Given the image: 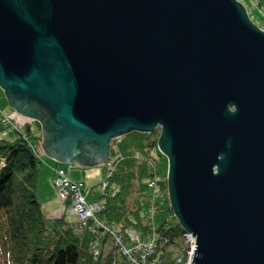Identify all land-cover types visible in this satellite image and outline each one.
<instances>
[{
    "label": "water",
    "instance_id": "95a60500",
    "mask_svg": "<svg viewBox=\"0 0 264 264\" xmlns=\"http://www.w3.org/2000/svg\"><path fill=\"white\" fill-rule=\"evenodd\" d=\"M0 89L59 163L160 129L191 264H264V31L237 0H0Z\"/></svg>",
    "mask_w": 264,
    "mask_h": 264
},
{
    "label": "trees",
    "instance_id": "16d2710c",
    "mask_svg": "<svg viewBox=\"0 0 264 264\" xmlns=\"http://www.w3.org/2000/svg\"><path fill=\"white\" fill-rule=\"evenodd\" d=\"M252 1L264 20V0ZM17 134L13 139L0 136V264L116 263L121 258L119 254L114 261L115 246L103 255L110 237L106 228L111 226L123 237L126 232L148 235L151 230L157 231L160 264H173L179 257V264L186 261L184 230L179 222L165 220L158 227H150L147 222L150 199L156 192L148 186L150 180H155L157 191L164 192L169 202L166 171L158 172L153 165L156 156L162 157L158 129L151 133L130 131L110 142L112 168L107 172L103 165L102 176L107 175V186L94 199L101 206L95 217L98 224L92 219L84 225L79 220L68 222L63 216L54 219L50 227L41 209L37 185L41 136L32 141L30 135L19 130ZM96 240L98 255L92 249ZM174 245H181L179 255L170 249Z\"/></svg>",
    "mask_w": 264,
    "mask_h": 264
},
{
    "label": "built area",
    "instance_id": "2783aa9c",
    "mask_svg": "<svg viewBox=\"0 0 264 264\" xmlns=\"http://www.w3.org/2000/svg\"><path fill=\"white\" fill-rule=\"evenodd\" d=\"M0 122L8 128L1 132V135L5 136L7 130H13V127L10 119L5 116H0ZM106 171L110 172L112 168V163L109 159L105 163ZM154 168V167H153ZM107 175L105 174L104 178L101 180V189H104L107 186ZM52 185L55 189L58 198L62 202L68 203V211L71 214H75L78 217V220L84 225L85 221L92 219L98 224V220L95 218L98 212L101 210V206L95 201H87L85 198V183L83 181H73L67 174L65 169L60 166H55L54 173L52 177ZM148 186L155 189V193L150 199V207L148 208L147 213V222L150 227L155 226L154 224V214L157 212V207L155 200L161 198L165 201V194L161 190L157 191L156 182L154 179L150 180ZM109 233L110 238L113 240L115 247H118V252L120 253V260L116 261L113 264H160L161 260L157 258L156 245L159 237L157 231L151 230L150 234L139 236L135 232H127L123 237L114 227L106 228ZM126 238V239H125ZM185 240V257L186 262L182 264H191L193 253L195 250V237L192 239V234L184 232ZM96 240L92 245L94 255H98L99 251ZM100 242V241H99ZM107 247L108 244H104V247ZM104 252V249H103ZM181 258H176L173 264H179Z\"/></svg>",
    "mask_w": 264,
    "mask_h": 264
},
{
    "label": "rangeland",
    "instance_id": "374dc122",
    "mask_svg": "<svg viewBox=\"0 0 264 264\" xmlns=\"http://www.w3.org/2000/svg\"><path fill=\"white\" fill-rule=\"evenodd\" d=\"M237 1H239L245 7L247 14L250 17V20H252L254 24H258L259 26L264 28V20L260 18V14H259L258 9L256 7H254L255 2H253L252 0H237ZM12 111H13V109L8 105L7 100L3 94V91H2V89H0V116L7 117V115ZM7 118H9V117H7ZM13 120L10 119V122H11L12 126L14 127ZM28 127L30 129V132L27 131ZM6 129H8V128H5V126L0 122V136H2L1 132L3 130H6ZM19 129H20L19 132L21 134L30 135L32 141H36L37 140L36 138L41 134V130H40L41 128L38 125V123L35 121L29 122L27 127L21 125ZM156 129H158V131H160L159 127H157ZM17 135H18L17 132L7 131V134L4 137L6 139H13ZM55 162L56 161H54L50 157L46 156L44 154L43 150H42V152H40V164L39 165L41 167V170L39 171V174H38L37 185H38V195L40 197L41 205H43V206H44V204L47 205L45 208L46 212L49 211L55 205V204H52L54 202L55 198L58 200V202H60L58 197L55 196L54 191H52L53 189H52L51 183H50V176H52L51 171H52V168H53ZM69 165L70 164H68V163H59L58 166H60L63 169L68 170ZM103 165H105V164H103ZM153 165L156 168V170H158V172L159 171H167L168 161H167L166 156L162 155L161 158L156 156V161L154 162ZM103 174H104V171H103L102 164H96V165H90V166H79L76 164L74 166V169H71L69 171V176L74 180L80 179L82 177V175L85 176V178L87 180L86 184L88 186V189L85 190V198L87 199V201L91 200L94 196H96L98 193L101 192L99 181L102 179ZM93 191H95V193H93ZM154 202H155L156 207H157V212L153 216L155 227H158L165 220H171L172 222L177 221L172 210L169 209V207H170L169 202L163 201L161 198H157ZM65 219L68 222H75L76 221L75 219H77V216L74 214H70L69 212H66L65 213ZM46 225H47V227H50L51 222L47 221ZM126 234H127V232H126ZM138 235L143 236L140 234H138ZM108 240H109L108 246L104 247L103 255L105 256L109 250L114 249L113 250L114 256H115L114 260H116L119 258V254H120L118 252V247L113 248V246H115L113 240L110 237ZM180 247H181V245H174V246L170 247V249H173L174 255H179L181 252Z\"/></svg>",
    "mask_w": 264,
    "mask_h": 264
},
{
    "label": "crops",
    "instance_id": "0c3cea01",
    "mask_svg": "<svg viewBox=\"0 0 264 264\" xmlns=\"http://www.w3.org/2000/svg\"><path fill=\"white\" fill-rule=\"evenodd\" d=\"M7 117H9L11 120H13V123H14V127L15 128H13V130H10V132H17V130H20L19 128H20V126L22 125V126H26V125H28V123L29 122H32V121H34V120H32V119H30V118H28V117H26V116H23V115H20L18 112H16V111H12V112H10L8 115H7ZM35 122H37V121H35ZM38 123V122H37ZM38 125L40 126V124L38 123ZM27 127V126H26ZM41 128V127H40ZM28 129H29V127H28ZM27 129V130H28ZM41 130V129H40ZM40 136H41V134H40ZM40 148H41V142H40ZM41 150V152H42V148L40 149ZM39 155H40V153H39ZM53 160V159H52ZM55 161V160H54ZM74 163V164H73ZM73 163H68V164H70L69 165V168H68V170L67 169H65V171H66V174H67V176L71 179V180H73V181H83L84 183H85V189L87 190L88 189V186H87V180H86V178H85V176L84 175H82V177L80 178V179H72L70 176H69V171L71 170V169H74V166L77 164V163H75V162H73ZM59 164L58 163H56L55 162V164H54V166H53V168H52V171H51V174H52V176H50V183H51V187H52V191H54V193H55V196L56 197H58L57 196V193H56V191H55V189L53 188V185H52V177H53V173H54V168H55V166H58ZM102 167H103V164H102ZM70 169V170H69ZM41 170V167L39 168V171ZM51 191V192H52ZM93 193H95V191H93ZM95 197L96 196H94L91 200H89V201H94V199H95ZM59 199V198H58ZM39 200H40V197H39ZM59 201L60 202H58V200L55 198L54 199V202L52 203V204H55L49 211H47L46 212V206L47 205H45L44 204V206L43 205H41V209H42V212H43V214H44V218H45V221L47 222V221H49V222H52L54 219H56V218H59V217H65V213L66 212H69L68 211V203L67 202H62L60 199H59ZM58 202V203H57ZM70 213V212H69ZM71 214V213H70ZM75 215V214H74ZM76 221L75 222H77L78 221V217H77V219H75Z\"/></svg>",
    "mask_w": 264,
    "mask_h": 264
},
{
    "label": "bare ground",
    "instance_id": "6f19581e",
    "mask_svg": "<svg viewBox=\"0 0 264 264\" xmlns=\"http://www.w3.org/2000/svg\"><path fill=\"white\" fill-rule=\"evenodd\" d=\"M108 159H109V157H108ZM108 159H107V160H108ZM105 163H106V162H105ZM105 163H104V164H105ZM166 180H167V179H166Z\"/></svg>",
    "mask_w": 264,
    "mask_h": 264
}]
</instances>
